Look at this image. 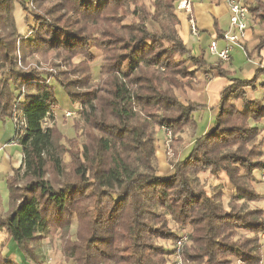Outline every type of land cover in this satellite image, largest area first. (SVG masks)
Masks as SVG:
<instances>
[{"label": "trees", "instance_id": "trees-1", "mask_svg": "<svg viewBox=\"0 0 264 264\" xmlns=\"http://www.w3.org/2000/svg\"><path fill=\"white\" fill-rule=\"evenodd\" d=\"M175 1L0 0V119L14 123L22 152L20 168L7 179L1 247L10 241L26 263L43 264L42 241L73 223L63 247L71 264H177L179 255L183 264L261 263L264 210L250 203L262 198L255 171L264 164V106L249 93L264 94V69L247 80L222 69L220 60L210 67L230 84L211 109L209 129L196 134L194 114L203 106L180 101L176 91L208 63L182 42ZM244 2L264 30V0ZM17 9L25 32L17 28ZM263 48L264 36L256 50ZM48 55L45 69L38 57ZM55 86L78 106L72 139L57 140L50 125ZM162 130L175 141L191 130L192 140L161 175ZM205 172L224 174L226 207L221 187L207 190L199 182ZM182 230L188 234L179 252L161 244L176 246ZM241 231L251 235L240 238ZM10 251L0 250V264H20Z\"/></svg>", "mask_w": 264, "mask_h": 264}, {"label": "crops", "instance_id": "crops-1", "mask_svg": "<svg viewBox=\"0 0 264 264\" xmlns=\"http://www.w3.org/2000/svg\"><path fill=\"white\" fill-rule=\"evenodd\" d=\"M189 1L198 33L197 35H193L190 32L187 15L180 13L178 14V34L192 56L198 57L203 55L208 63V67H205V69H201L197 72L199 73V76L197 75L198 79L201 78L204 80L203 77L214 75L210 79L204 81L205 83L199 86L196 91H193L192 93H194L195 96L190 98V102L203 106L201 111L194 114L195 120L196 118L198 120L200 115L203 117L205 113H207L204 124L200 128L201 132H203L210 127L211 116L213 113L211 109L217 105L220 92L225 86L230 84L226 78L215 75V71L210 68L217 65L219 61L216 56L210 55L208 51V47L213 41L216 42L218 51L225 47V41L221 36L229 29V12L224 0ZM262 36H264V30L258 26V21L253 22L250 18L245 40L249 58L243 50L238 47H233L230 52V61L228 63H221V68L231 73V67L229 66L231 65V55L234 50H238L250 64L249 76L253 72L255 73L257 68L264 69V48L256 50V45ZM253 92L249 93L251 98H254ZM159 133L161 132H158V134ZM196 134H198L197 131ZM21 163L22 152L21 147L15 140V125L8 118L0 119V211L3 213H5L8 208L9 193L7 188V179L13 175L14 171L20 168ZM2 234L5 235L4 233ZM7 246L11 249V257L14 260L18 261L20 264H28L24 261L18 250L12 247L10 241H8L6 247Z\"/></svg>", "mask_w": 264, "mask_h": 264}, {"label": "rangeland", "instance_id": "rangeland-1", "mask_svg": "<svg viewBox=\"0 0 264 264\" xmlns=\"http://www.w3.org/2000/svg\"><path fill=\"white\" fill-rule=\"evenodd\" d=\"M153 0H141L142 3L146 4V5H150L152 3ZM131 9H133V7H131ZM15 12V11H14ZM174 13L176 14V16L178 17V13L176 11H174ZM119 16H120V11H119ZM15 20L17 23V28L20 32H25V28L22 25L21 19H23L24 17V13L23 10L19 11L18 9L15 12ZM21 17V19H20ZM130 19H127L125 22H129ZM148 28L150 30H155L156 27L155 25H152L150 23H148ZM24 27V28H23ZM219 44V43H218ZM245 48H246V52L248 53V48L246 45V42L244 43ZM96 56V65L92 68L93 74L97 75L98 74V69L99 66L98 64L100 63L101 60V54L100 53H95ZM51 55L45 56V57H38V60L43 63L41 67L48 69V63L51 60ZM81 57L77 56L75 58V60L72 62V64H76V62L80 59ZM249 58V57H248ZM230 61V60H229ZM227 62H221V63H228ZM57 62V60H56ZM229 65V64H228ZM231 67V74L233 77L238 78V79H252L254 76V72L249 76L250 73V64L247 61V59L243 56V54L238 51V50H234L233 54L231 55V65H229ZM253 70V69H252ZM251 70V71H252ZM190 72H194V69L191 68L189 69ZM198 72V71H197ZM197 72H194V75L192 77H189L187 79H182V82L184 83V86L181 90L176 91L177 96L179 97L180 101L186 103V102H190V98H193L194 93H192L193 91H196L199 86H201L202 84H204L206 80L210 79L211 77H213L212 75L210 76H206L203 77L204 80H202L201 78L198 79V74ZM234 72V73H233ZM198 75V76H197ZM261 79L264 80V77L261 76ZM249 93V92H248ZM254 94V98L259 100L261 102V104L264 106V94L261 91L260 88H258L256 91L253 92ZM55 98L57 101V105L54 111V118L53 121L51 122L50 125L54 126V130L56 133V139H61V138H66V139H72L75 136L74 130H73V125L76 124L75 121H77L78 119V115L76 113V110L78 108L77 104H71V102L69 101L67 95L64 93V91L59 87V86H55ZM239 104V103H238ZM66 113H70L71 116L67 117ZM207 113H205V115L202 117V115H200L198 117V120L196 118V131L197 133H201V127L204 124V120L206 119ZM202 119V120H201ZM260 127L262 128L261 133L259 135V138L262 140L263 142V153H264V122L260 125ZM161 133H157L156 135V156H157V161L159 162V166H158V172L159 174H168L169 170H170V162H174L176 161L178 158L180 159L181 154L184 151H187L189 146V142L192 140L191 138V130L181 134L180 136H177V138H180V141L177 140H171L170 136L168 135V132L165 131H159ZM175 141V142H174ZM174 143V147L171 146V144ZM257 160H260L257 159ZM256 160V162H257ZM263 161H264V155H263ZM259 174H260V170H256L255 171V178H256V189L258 190V192L262 195V198L255 203H250V207H260L264 210V187L263 185L259 182ZM199 177V182L201 183V185L203 187H205V189L210 190L211 187L214 186H218L221 187L224 191V198H223V204L226 207V204L228 202L229 199V186L228 183L226 181V178L224 176V174H220L219 177H214L211 176L208 172L202 173L198 175ZM171 229H175L176 226L170 222L169 224ZM75 224L73 223L72 226L69 228V230H67L66 232L63 230H54L51 232V234L42 241L41 243V253H42V259H43V264H71V263H67L64 259V255H63V247L65 246L66 242H69V240L71 238H73V233L75 231ZM177 231V230H175ZM187 231L182 230L178 232V236H184L185 240L184 242L187 241L186 237H187ZM251 234L246 233L241 231L239 237L240 238H244L247 236H250ZM263 234H261L260 237V242H261V263L260 264H264V237L262 236ZM3 235L0 233V250L2 251L3 254H6L8 251V248L4 245H2L3 247H1V244H3L4 240H2ZM161 244H163L165 246L166 249L168 250H172L174 249V247H176L175 245H172L170 242H162ZM174 258L172 256H170L169 260L172 261ZM180 259V255H179V259ZM177 260V261H178ZM182 263V262H181ZM183 264V263H182ZM232 264H242L239 260L237 259H233L232 260Z\"/></svg>", "mask_w": 264, "mask_h": 264}, {"label": "built area", "instance_id": "built-area-1", "mask_svg": "<svg viewBox=\"0 0 264 264\" xmlns=\"http://www.w3.org/2000/svg\"><path fill=\"white\" fill-rule=\"evenodd\" d=\"M224 2L229 12V29L222 35V39L225 41V47L222 50L218 51L215 41L211 42L208 47L210 55L216 56V58L221 62H227L230 60V52L233 47H238L243 50L242 44L246 40V32L248 30V23L250 19L248 5L243 0H224ZM175 11L178 14L184 13L187 15L189 30L193 35H197L198 30L196 27V22L192 15L190 1L176 0ZM66 116L69 117L71 116V114L66 113ZM259 182L264 187V164L260 170ZM262 236L264 237V234ZM184 240V236H179V239L176 243L177 252H179L181 243ZM177 264H181L180 260L177 261Z\"/></svg>", "mask_w": 264, "mask_h": 264}]
</instances>
